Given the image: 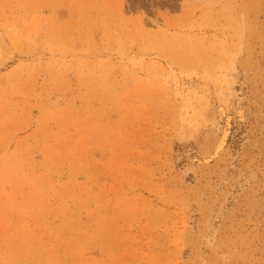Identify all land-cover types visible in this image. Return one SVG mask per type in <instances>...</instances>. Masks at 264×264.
<instances>
[{"label": "rangeland", "instance_id": "374dc122", "mask_svg": "<svg viewBox=\"0 0 264 264\" xmlns=\"http://www.w3.org/2000/svg\"><path fill=\"white\" fill-rule=\"evenodd\" d=\"M226 257L264 264V0H0V264Z\"/></svg>", "mask_w": 264, "mask_h": 264}, {"label": "bare ground", "instance_id": "6f19581e", "mask_svg": "<svg viewBox=\"0 0 264 264\" xmlns=\"http://www.w3.org/2000/svg\"><path fill=\"white\" fill-rule=\"evenodd\" d=\"M152 36H153V33H152ZM158 38H160L161 42H165L166 43V42H168L170 40V38H172V34H170L168 31H157V34L154 33L153 39H158ZM145 59H146V57H144L142 54L141 55L138 54V55H136L134 57H131V60L133 62H138V61L144 62ZM221 113L223 114V116L227 117L226 113H225V111L223 109L221 110ZM239 116H240L241 120H243L244 116H243L242 111H239ZM230 121H231V118L228 117L227 128H225V130L223 132V136L219 139V141L217 143V146H216V149H215V153H214V158L219 155V153L223 150V148L225 146L226 139H227V137L229 135L228 134V129H229ZM223 262L225 264H228V262H229L228 257H226Z\"/></svg>", "mask_w": 264, "mask_h": 264}]
</instances>
